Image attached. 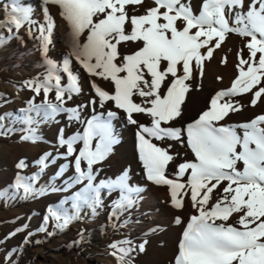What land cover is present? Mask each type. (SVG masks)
Segmentation results:
<instances>
[{
	"label": "snow or ice",
	"instance_id": "obj_1",
	"mask_svg": "<svg viewBox=\"0 0 264 264\" xmlns=\"http://www.w3.org/2000/svg\"><path fill=\"white\" fill-rule=\"evenodd\" d=\"M42 3V21L19 0L0 5V30L12 35L26 28L29 35L35 34L46 63L42 78L23 82L22 87L32 93L26 107L19 114L0 113V136L19 131L21 142H42L40 125L58 122L61 114L67 126L83 127L70 135L61 127L55 154L40 155L31 175L22 174L29 165L20 159L13 191H0V199L35 200L66 193L46 207L35 230L47 236L53 235L50 228L63 232L74 222L96 216L105 208V197L111 201L108 219H120L138 205L144 191L130 182L128 169L114 178H100L101 166L120 143L113 121L123 120L136 128L135 147L146 180L167 187L173 208L180 210L190 200L195 210L172 264H264V113L238 124L222 123L244 107L235 99L239 95H250L251 106L264 103V0H200L198 7L193 0H152L150 6H145L146 0ZM49 6L58 9L68 29L69 51L62 63L47 58L56 24ZM129 7L133 12L142 7L144 12L130 15ZM230 35L242 41L230 87L217 91L194 120L176 126L192 91L190 81L197 75L203 78L205 61ZM122 45L135 48L122 54ZM73 62L92 78L91 95L86 103L70 106L83 94ZM226 62L225 56L221 63ZM97 79L109 82L111 91L99 86ZM9 102L0 95V108ZM109 104L112 107L106 112L96 110L97 105L105 109ZM89 109L91 114L85 118ZM136 114L149 122H140ZM5 120L22 127L6 126ZM165 140L186 145L192 153V159L177 164L171 176L168 168L179 154L170 152L171 144L165 148L156 143ZM56 165L50 181L39 184L41 175ZM233 216L238 217L234 223L230 222ZM175 223H182L181 218L176 217ZM27 228L25 224L14 229L5 241ZM35 233L28 232L22 245L8 250L2 264H18L12 257L22 253ZM146 244L125 237L109 245L110 254L116 264H135V256L146 251Z\"/></svg>",
	"mask_w": 264,
	"mask_h": 264
},
{
	"label": "bare ground",
	"instance_id": "obj_2",
	"mask_svg": "<svg viewBox=\"0 0 264 264\" xmlns=\"http://www.w3.org/2000/svg\"><path fill=\"white\" fill-rule=\"evenodd\" d=\"M7 2L8 0H0V5ZM199 2L200 0H193V6L198 7ZM19 3L32 8L35 18L38 21L43 20L42 8L44 5L42 0H19ZM151 4L152 0H146L145 6H150ZM49 11L54 17L56 24L53 33L54 44L50 47L47 58L57 63H62L63 58L69 51L65 35L68 29L66 23L60 18L56 7L49 6ZM143 12L144 8L142 7H137L135 12L129 7L130 15H139L143 14ZM0 36L3 37V41L0 42V95L5 96L10 101L5 107L0 108V113L10 111L14 114H19L18 110L26 106L25 102L30 98L31 93L28 90L21 89L15 85L13 81L16 80L17 76L25 77L36 75L38 71L44 75L46 70L45 56L40 50L39 41L35 38V34L29 35L26 28H22L18 34L12 35H9L6 30H0ZM225 45V47L214 52L212 59L205 61L203 78L201 79L199 75H197L196 79H194L196 83L206 87L207 93L204 98L191 106L196 110H205L210 98L217 91L230 87L231 81L237 74V69L235 67L237 63L236 52L241 48L242 41L238 36L234 35V37L228 38L227 44ZM133 48H135V45H122L120 51L122 54H127ZM225 56L227 57V62L222 64L221 60ZM73 69L78 72L80 82H83L90 90L92 78L80 69V66L75 62H73ZM218 77L220 78L219 80ZM96 83L103 89L111 91L103 80L97 79ZM37 100H39V98ZM250 100L251 98L244 103V108L242 110L230 113L222 123L231 124L234 117H248L249 119L253 112H259V110L264 108L261 102H258L256 106H251ZM190 110L191 109L188 107V114L180 121L176 122V126H184L186 123L192 121L193 118L189 115ZM106 111L107 109L104 110V112ZM121 116H123V113H121ZM135 118L142 123L149 122L147 117H145V120L135 115ZM4 123L6 126H14L16 128L22 127V125L18 123L9 125L8 120H5ZM53 123L42 124L39 130H44L45 128L52 130L54 126ZM238 123H241V121ZM113 125L120 139V143L116 145V147L123 150L127 159L134 158L137 161V174L135 175L138 180L137 185L144 188L141 194L142 199L139 201L138 205L129 212L132 216L125 224H122L120 219H108V208L100 209L96 216H87L80 221L74 222L71 225L70 231H59L60 238L70 240L77 239L71 248L63 247L60 244V239L53 240V238L45 242L43 241L42 243H37L32 248L28 245H23L22 253L18 254L17 260L19 264H22V261L27 256L35 258V264H116L115 259L110 253L102 250L101 252L98 249L104 241L112 238L124 237V234L126 236L129 235L133 239H141L145 235L148 236L150 240L154 238H158V240L163 239L166 244L164 249H162L159 264H169L168 261L174 259L183 229L189 217L195 214V210L192 208L190 200H186L185 206L180 210L173 208L170 205L167 187L157 186L146 180L144 174H142L143 166L136 152L135 126L128 125L123 120L113 121ZM77 129L76 127L74 130L77 131ZM81 130L82 127H80V131ZM156 143L165 148H168V145L171 144L172 147L169 150L174 155L178 150L192 155L186 145H182L175 141L165 140ZM25 147H27L32 154H36L39 145L32 144ZM16 157L17 153L14 151L13 145L5 140H0V167L4 168L6 166L10 168L12 165L11 162ZM173 164L174 163L170 164L168 168L170 176L172 174L170 168ZM36 170V168L33 169L29 175ZM49 181L50 180L47 179L44 173L41 175V179L38 183L47 184ZM9 183V179L2 176L0 173V189L8 191ZM107 199L108 197H105V201ZM25 201L24 199H14L11 202V206L14 209L13 215L28 210ZM176 217H180L182 223L176 224ZM236 219H238V217L233 216L230 222L234 223ZM113 224H116L117 227H113ZM81 236H83V239H81ZM77 241H79V243H77ZM151 253L152 250L150 246L146 244V251L142 254L151 256Z\"/></svg>",
	"mask_w": 264,
	"mask_h": 264
},
{
	"label": "rangeland",
	"instance_id": "obj_3",
	"mask_svg": "<svg viewBox=\"0 0 264 264\" xmlns=\"http://www.w3.org/2000/svg\"><path fill=\"white\" fill-rule=\"evenodd\" d=\"M229 37H234V35H230ZM228 38L226 39V42H224L222 44V47L226 46L225 44H227ZM218 50H216L215 52H217ZM42 76H43V74L39 71L36 73V75L25 76V77L17 76L16 80H14L13 83L15 85H17L18 87H20L21 89H24L22 87L24 81H27L29 79H35V78H42ZM104 82L106 83L108 88L111 89V84L107 81H104ZM80 83H81V86L83 88V94L75 97L74 100L71 102L70 106L75 105V104H80V103H86L88 101V99L90 98V95H91L90 90L87 88V86L83 82H80ZM190 83L192 84V91L187 96L186 103L183 106V117L188 114L187 111H188V107H189L191 109L189 111L190 112L189 115L193 118L192 120H194L202 111L200 109L196 110L191 106L194 105L200 99L204 98L207 93H206V87L205 86L199 85L194 80L190 81ZM25 90H27V89H25ZM31 96H32V93H31ZM250 98H251L250 95L244 94V95L237 96L235 99H237L240 104L244 105V103L246 101H248ZM37 102H39V100H37ZM261 104L264 105V103H261ZM24 107H26V106H24ZM111 107H112L111 104H109L107 106V108L101 109V108H99V105H97L96 110L98 112H101V111L104 112V110L111 108ZM262 113H264V108L262 110H259V112H253L251 114L252 116L249 119H248V117H240V118L234 117V119H232V121H231V124H238L239 121H241V123L246 122V121H250L252 118H254L255 116L260 115ZM90 114H91V109L87 110L84 113L85 118H87ZM136 115H138L140 118L146 120L145 116L140 115V114H136ZM57 121L58 122L53 123L54 126H53L52 130H48L47 128H45L44 130H39L40 135L43 137V141L35 143V144L39 145L38 151L36 152V154H32L31 152H29V149L27 147H25L28 145H32L33 143L20 141V139H19L20 135H21L20 132H15L13 134H10L9 136H0V140H5L6 142L13 145L14 151L17 153V157L11 162L12 165L10 168H8L6 166L4 168L0 167L1 175L4 177H7L10 181V183H9V190L10 191L8 190L9 193H11L13 191L11 188V185L14 182V176L17 172L15 165L20 159H25L29 165V167L26 168L22 174L29 175L32 172V170L36 168V165L34 162L40 157V155H42L44 152H47V151H52L55 154L57 133L61 127H65V135H70V134L75 133L76 131L74 129L76 127L78 128L77 131H80V127H83V125H79V124H73L71 126H67L65 116L63 114H61L57 117ZM60 151H63V149H60ZM176 154H179V155L177 156L176 162L170 168L171 173H173L175 171L177 164L183 162L184 160L192 159V155H189L182 150L176 151ZM58 163H63V161H59ZM57 167H58V165L50 166L46 170L45 174H46L47 179H49V180L51 179L53 174L56 172ZM101 167H102V171L100 173V178H114L116 175L120 174L123 170L128 169L130 171V182L134 185L138 184V180L135 177V175L137 174V161L134 158L127 159L125 157L123 150L119 147H116V146L114 147L113 153L111 154L109 159ZM142 174H144V173L142 172ZM68 175H71V172H69ZM52 182L56 183V184L60 183V181H52ZM0 191H3V190L0 189ZM64 195H67V194L66 193H55V194H49L43 198H38L35 200H31V199L26 200L25 205L28 206V210L21 211L17 214H14V215H13L14 209L11 206V202L13 200L4 201L3 199H0V264H2L3 258L7 254L8 250L22 245V242L24 241V237L27 235L28 232H34L35 233V230L39 227V225L42 221V216L45 213L46 207L49 204L57 203L60 199L63 198ZM113 198H115V194L113 195ZM16 200H20V199H16ZM110 203H111L110 199H107L105 201V208H108L110 206ZM131 216H132L131 213H127V214L122 215V217L120 218L121 223L125 224L126 221ZM25 224L28 225V228L25 231H22L19 234H17L16 236H14L13 238L5 241V237H7V235L10 232H12L14 229L21 227L22 225H25ZM71 225L68 229H66L63 232L70 231ZM49 230L53 232L52 236H47L44 233H35L30 238L31 242L28 244H25V245H28L32 248L35 244H37L36 241H40L39 243H42L43 241L45 242V241H48L51 238H53V240H59L60 239V244L63 247L71 248L73 246V244L75 243V241L77 240V239H71L70 240V239L60 238L59 231H57L55 229H51V228ZM125 237H130V236L129 235L126 236L124 234V237L112 238L110 240L104 241L98 250L99 251L102 250V251H106V252L110 253L109 245L111 243H113L114 241H117L119 239H123ZM130 238H132V237H130ZM133 240L136 243H139L140 241L146 240L148 242L147 243L148 246H150V249L152 250L151 256H148V255L146 256L145 254L144 255L143 254H137L135 256V264H159V262L161 260L162 249H164L165 244H166L165 240H163V239L158 240V238L157 239L154 238V239L150 240V239H148V236H146V235L144 237H142L141 239H133ZM152 255L153 256L155 255V256L153 257ZM12 259L15 261H18L17 260L18 255H14L12 257ZM172 261H168V263L172 264ZM18 264H19V262H18ZM22 264H35V258H33L32 256H27L22 261Z\"/></svg>",
	"mask_w": 264,
	"mask_h": 264
}]
</instances>
